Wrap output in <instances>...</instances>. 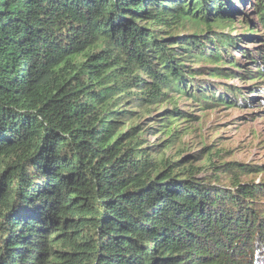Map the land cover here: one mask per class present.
<instances>
[{
    "label": "trees",
    "instance_id": "obj_1",
    "mask_svg": "<svg viewBox=\"0 0 264 264\" xmlns=\"http://www.w3.org/2000/svg\"><path fill=\"white\" fill-rule=\"evenodd\" d=\"M182 99L264 104V0H0V264H264V171L167 158Z\"/></svg>",
    "mask_w": 264,
    "mask_h": 264
},
{
    "label": "rangeland",
    "instance_id": "obj_2",
    "mask_svg": "<svg viewBox=\"0 0 264 264\" xmlns=\"http://www.w3.org/2000/svg\"><path fill=\"white\" fill-rule=\"evenodd\" d=\"M234 28L239 30L238 25ZM225 83L233 88L245 86L238 80H229ZM178 105L186 112H190L195 119L189 120L192 121L188 124L191 129L181 137L180 142L171 151L166 153L167 158L173 161L188 158L185 163L195 167H202L209 159L215 167L238 163L256 166L264 171V104L256 101L252 106L236 105L232 109L224 107L211 112H201V108L194 107L198 105L197 103L185 99L180 100ZM155 140L147 139L151 144H154ZM218 171L221 169H211L207 173L213 175ZM253 178L258 181L264 178V175H256Z\"/></svg>",
    "mask_w": 264,
    "mask_h": 264
}]
</instances>
